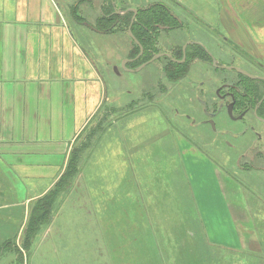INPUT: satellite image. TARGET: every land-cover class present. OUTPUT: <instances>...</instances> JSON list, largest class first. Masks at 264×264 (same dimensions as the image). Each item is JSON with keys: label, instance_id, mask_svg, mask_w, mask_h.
<instances>
[{"label": "crops", "instance_id": "crops-1", "mask_svg": "<svg viewBox=\"0 0 264 264\" xmlns=\"http://www.w3.org/2000/svg\"><path fill=\"white\" fill-rule=\"evenodd\" d=\"M177 1L212 27L221 23L223 15H229L233 21L251 23L248 26L252 28L264 27V0ZM101 2L74 0L73 6L67 2L62 8L60 0H15L11 11L14 18L5 17V23L0 26V247L19 237L22 229L14 228L15 224L27 221L31 203L52 189L65 172L72 152L80 149L87 130L104 112V104L107 107L115 99V94H109V69L99 67L98 59L81 45L65 19L68 15L64 9L68 12L75 6L80 14L96 15ZM85 5L87 11H84ZM214 11L217 22L210 17ZM82 33L90 44L97 42L95 47H98L93 34ZM101 36L107 38L104 50L106 54L110 53L106 60L112 65L116 56H113L115 41L109 34ZM235 41L248 44L246 39ZM249 42L264 45V40L260 41L252 34ZM118 49L121 51L122 47ZM125 57L126 53L123 59ZM186 151L197 156V160H206L212 165L211 179H215L208 188V196L202 200L194 188L197 219L181 215L179 218L184 220L176 229L173 226L175 232L167 229L168 232L159 234L158 230L150 229L152 223L158 225V220L151 218L147 210H141L140 204H135V208H140L138 210L131 208L136 215L125 206L129 214L121 208L122 217L115 218L114 211L111 215L108 199L99 200L92 195L89 202L70 200L74 196L72 189L61 201V211L51 220L42 240L35 244L34 250L32 246V264L46 262L53 254L58 264H92L89 254L100 257L98 264H114V255L119 264H144L147 252L152 260L155 256L157 264L158 259L159 263H164L161 255L165 259L168 255L171 264L188 261L211 264V257L207 259V255L212 250L249 253L257 258V264H264V217H260L264 196L261 201L252 199V205L242 193L244 183L252 185L254 179H244L242 183L235 177L228 178L220 165L205 159V153L189 146ZM256 177L264 183L263 174ZM17 178L21 179L22 185ZM226 180L236 191L232 202L225 189ZM19 191L26 194L21 200L17 195ZM5 192L9 193L7 197ZM150 195L147 202L158 216L162 203L156 192ZM252 206L257 209L255 213ZM70 207L74 214H65ZM19 208L23 211L21 219L12 213ZM187 212L189 207L185 214ZM115 222L123 228H116ZM196 225L201 229L198 234L193 230ZM104 238L112 246L108 248L112 255L108 257L107 250L106 258L101 249ZM6 250L1 252L0 259ZM14 255L10 264H15L17 255L15 258ZM222 259L226 260L225 256Z\"/></svg>", "mask_w": 264, "mask_h": 264}, {"label": "rangeland", "instance_id": "rangeland-1", "mask_svg": "<svg viewBox=\"0 0 264 264\" xmlns=\"http://www.w3.org/2000/svg\"><path fill=\"white\" fill-rule=\"evenodd\" d=\"M60 1L62 2V8H65L67 2H69L71 6L74 5V0H71L72 3L70 0ZM151 1L158 0H133L135 3H149ZM13 2L15 3V0H0V26L5 23V17L14 18V13H11L14 9ZM100 2L101 0H99V3ZM102 2H104V0H102ZM117 4L119 5V3ZM114 5L116 6V4ZM64 11L68 15L65 19L71 24L77 40L91 55L93 54V56L98 59L101 69L104 67L109 69L110 75H107V84L110 93H108L115 94V99L109 103V106L106 105L107 107H105L104 104L102 107L104 112L100 114L99 118L95 120L96 122L87 130L80 144V149L76 150L80 157V171L73 178L71 189L64 188L60 198L64 200L73 189L74 196H72L70 200L89 202L92 200V195L99 200L108 199L110 202L109 208L111 215L114 211L113 216L115 218L122 217L120 216L122 211L121 208H124L127 215L129 214L130 211H127L125 206L130 207L131 214L136 215L131 208L134 209L137 203V205H141V210H147L151 218L154 220L156 218V221L158 220V222H156L158 225L152 223V226H150L151 230H158L159 234L168 232L167 229L171 232H175L173 226H175L176 229V227H178L177 225L184 220V218H179L181 215L186 216V218H188V216L196 217L194 219L198 218L194 206L195 200H197L194 188L200 200H202V197L208 196V188L212 187V182L215 183V179H211L212 165L206 160H197V156L186 151L187 147L194 148L195 151L201 154L205 153L204 155L207 156H204L205 159L212 164L217 166L220 165L223 168L222 170L227 172L225 173L228 178L232 176L238 180L243 179L242 176L245 174V172L240 171L238 166L240 158L233 155L221 156L219 153H214L222 151L223 144L219 149L212 150L211 147H207L206 151L202 152L196 147V142H190L178 134V128H176V126L174 127V123L172 122L176 119L174 113L175 104L163 101L158 108V58L141 70L123 67V57L125 53H128V51H126V45H132L127 32L116 31L109 34L110 39L115 41L114 47L116 48V52H113V56L116 55L112 61L114 65L113 63L111 65V63L106 60V56L109 57L110 53L106 54L104 50V43L107 38L101 36L105 34L94 31L86 26L85 22L83 24H78V22L73 20L71 9L68 12L66 9H64ZM84 11H87L86 5L84 6ZM81 15L85 17L88 24L94 26L97 17L101 15L100 4L97 7L96 15H94V13L93 15L89 13L86 14V12ZM228 16L226 17L223 15L221 23L217 22L218 16L216 11H214V15L210 16L217 22L214 27L216 26L219 29L221 26L226 37L233 41L235 39H246L248 40V46L252 45L249 42L250 34L256 36L260 41L264 40V30H262L264 27L252 28L248 26L251 23L239 21L238 19L233 21L232 17ZM81 31H87V33L93 34L94 37L97 38L98 47H95L97 42L95 44H90ZM242 45L246 44L242 43ZM123 46L124 48L126 47V50H123ZM120 47H122L121 51L118 49ZM181 88L182 84H180L179 90H181ZM109 107L112 108L109 109ZM160 108L162 109L158 110ZM182 120H184V116H182ZM179 126L182 127V124H179ZM108 129L109 132H107ZM202 162L207 163L208 166L203 165ZM258 175V172H248L246 179L250 180L251 177L254 178ZM17 179L22 185L21 179ZM54 185L52 188H54ZM248 186L247 184L243 186V197L248 199L253 205L252 199H256V197L254 196L252 187ZM225 189L232 202V199L236 196V191L235 189H233L234 191L232 190V185L229 180H226ZM151 192H156L157 199L162 203L157 212L158 216L155 215V208L150 202H147V199L151 197ZM257 192L261 196H264L262 191ZM4 194L7 197L9 193L5 192ZM17 195L21 200L22 196L26 194L19 191ZM7 200L10 201L8 198ZM35 201L36 199L30 205L28 217L32 204ZM184 206L185 211L183 210ZM186 207H189V213L187 212V214H185ZM138 209L140 208L137 207L134 210ZM7 210L8 209H5L4 211ZM251 210L255 213L257 209L252 206ZM60 211L61 209L59 207V209L54 212L52 219L59 215ZM12 213L14 216H18L19 219L23 216L21 208L14 209ZM65 214H74V209L71 207L69 211L66 209ZM260 217H264V209ZM27 224L28 219L26 222L20 221V223L15 224L14 228L17 227L19 231L21 229L22 231L17 239L14 238L11 241L19 245L22 244L21 237L23 229L27 227ZM115 227L122 229L123 225L115 222ZM193 230L196 231L197 234L201 231L198 225L194 226ZM46 231L45 228L36 236L33 250L35 244L42 240ZM5 243L1 247H3ZM111 247L108 240L104 238L101 249L104 251L105 258L107 250H109L108 257L112 255V253H110L111 250L108 249ZM113 248H115V244ZM3 250L4 248L2 251ZM12 251L13 250L8 248L4 252L5 254L1 257L0 264H10L9 262L14 255V251ZM31 254L32 250L30 253L24 252L23 260L20 263L32 264L33 259ZM15 255L14 258L16 257ZM165 256L166 259L162 255L160 256L164 259L163 264H171V261H168V255ZM222 256H225L226 260H223ZM145 257L144 264H157L155 262V256L152 260L149 252H147ZM210 257L211 264H257L256 261H258L256 257L251 256L249 253L233 251L220 253V251L212 250L210 255H207V259ZM99 258V256L95 257L89 254V262L92 264H98L97 260ZM197 259L199 260V256ZM17 260H19L18 255L14 260L15 264H19ZM201 262L202 261L198 264H201ZM38 263L58 264V260L53 254L46 262L40 261ZM99 264L104 263L100 262ZM114 264H119L115 255ZM158 264H161L159 263V259ZM185 264L191 263L188 261Z\"/></svg>", "mask_w": 264, "mask_h": 264}, {"label": "flooded vegetation", "instance_id": "flooded-vegetation-1", "mask_svg": "<svg viewBox=\"0 0 264 264\" xmlns=\"http://www.w3.org/2000/svg\"><path fill=\"white\" fill-rule=\"evenodd\" d=\"M158 6V108L163 101L175 104L174 127L200 151L223 144L214 153L240 158L245 174L264 175V45L229 39L221 26L212 27L177 0H158ZM132 8L115 13H134ZM131 49L123 59H133L127 67L138 59L130 58ZM253 179L248 185L261 201L257 191L264 183Z\"/></svg>", "mask_w": 264, "mask_h": 264}, {"label": "trees", "instance_id": "trees-1", "mask_svg": "<svg viewBox=\"0 0 264 264\" xmlns=\"http://www.w3.org/2000/svg\"><path fill=\"white\" fill-rule=\"evenodd\" d=\"M117 3H119V5ZM114 4H116V6ZM148 6H150V8L146 10H139L131 28L134 36L144 47V53L138 59H135L140 53V47L130 38L132 49L130 50L129 56L135 59L130 64V68L139 67L145 61L150 60L154 54L158 53V9H162V7L158 6V1L135 3L133 0H104V2L100 4L101 15L97 17L94 24L103 34L123 31L127 32L129 35V26L134 13L127 12L119 15L115 13V10L125 11L131 7L139 8ZM73 8L71 14L74 20L80 24L84 22L87 23L85 17L79 13V8L77 6ZM77 152L76 150L72 152L66 170L55 183L54 188L37 198L32 204L29 212L28 224L27 227L24 228L21 237L22 244L19 245L13 241H8L3 247H0V254L3 248L4 250L10 248L19 256V260L17 261L21 264L20 262L23 260L24 252L30 253L36 236L49 226L54 212L57 211L61 204L62 198H60V195L63 189H71L73 185L72 180L80 171V157Z\"/></svg>", "mask_w": 264, "mask_h": 264}, {"label": "water", "instance_id": "water-1", "mask_svg": "<svg viewBox=\"0 0 264 264\" xmlns=\"http://www.w3.org/2000/svg\"><path fill=\"white\" fill-rule=\"evenodd\" d=\"M148 8H150V6H148V7H139V8H132V9H130V10L134 11V13H135L133 19H135L136 14L139 12V10H146V9H148ZM118 13H119V12H118ZM85 25L88 26L89 28L93 29V30L96 31V32H97V31L100 32L96 27H94V26L91 25V24L85 23ZM129 34H130V36L132 37V39H133V40H134V41L140 46V53H139V55L137 56V58H139V57L143 54L144 49H143V47H142L140 41H139V40L134 36V34L132 33L131 28H130V30H129ZM159 56H160V55L155 54L150 60H148V61L145 62V63H142V64H141L139 67H137L136 69H137V70H141V69L144 68L146 65H148L149 63H151V62H153L154 60H156ZM132 60H133V59H125V60L123 61V67H127L126 64H127L129 61H132ZM229 68H231V67H229ZM239 70H240V69H239ZM230 112L232 113V111H230Z\"/></svg>", "mask_w": 264, "mask_h": 264}]
</instances>
